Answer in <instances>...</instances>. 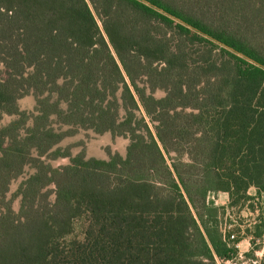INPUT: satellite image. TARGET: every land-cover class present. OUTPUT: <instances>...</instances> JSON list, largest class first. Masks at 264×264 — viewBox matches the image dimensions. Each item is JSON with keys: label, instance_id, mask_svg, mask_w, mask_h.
Here are the masks:
<instances>
[{"label": "trees", "instance_id": "1", "mask_svg": "<svg viewBox=\"0 0 264 264\" xmlns=\"http://www.w3.org/2000/svg\"><path fill=\"white\" fill-rule=\"evenodd\" d=\"M78 131L125 156L52 168ZM215 192L264 206V0H0V264L232 260Z\"/></svg>", "mask_w": 264, "mask_h": 264}, {"label": "rangeland", "instance_id": "2", "mask_svg": "<svg viewBox=\"0 0 264 264\" xmlns=\"http://www.w3.org/2000/svg\"><path fill=\"white\" fill-rule=\"evenodd\" d=\"M164 95L165 93L162 90H157L153 93V97L156 99H160L164 97ZM18 106L20 110L31 111L34 107V98L32 96H25L18 101ZM11 120L12 117L4 116L2 119V125L7 124ZM128 144L129 140L127 138L125 139L124 137L114 138L109 134L95 135L91 132L78 131L75 135L66 137L63 141H61L58 148L62 151L63 154L67 156L73 155L77 152H81L86 155L87 152H90L95 156L104 157L107 159L109 155L113 153H118L120 156L121 154L122 156H125V151ZM48 163L52 168H58L67 165L69 163V160L67 159V157H58L56 159L48 161ZM167 163L170 164V161L168 160ZM33 172V169L27 167L20 177L16 178L9 184L6 199H12L11 207L15 213L18 212L20 207V197L16 195L17 191L21 183L24 182ZM222 193L224 192H215L208 196V201H211L213 197L214 202L217 201V206L218 208H220L219 219L221 222L222 234L224 235L223 230H229L230 233L236 234L237 239L243 238L245 237L244 235H247L246 237L249 238L248 240L250 243L249 247L246 243L241 245L240 247L241 251L248 250L247 253L237 251V253L241 257H236L235 259H232L231 262H227L226 264H262V260L264 259V236L263 239H256L254 246L250 241L252 235L246 230L249 229L247 227L248 225H251L256 221L258 215L262 214V217L264 218V206H254L255 213L251 215L248 214L246 210H242L241 214L240 209L242 208H239V206H235L230 209L228 207L229 201L227 203V207L225 206L224 208H221L219 206H221L226 198ZM252 193L253 189L248 190V194ZM239 213L240 219H238ZM240 220H242L243 223L240 222ZM239 225H241V227H239ZM252 251L254 253L253 259L250 257H246V255H248Z\"/></svg>", "mask_w": 264, "mask_h": 264}, {"label": "crops", "instance_id": "3", "mask_svg": "<svg viewBox=\"0 0 264 264\" xmlns=\"http://www.w3.org/2000/svg\"><path fill=\"white\" fill-rule=\"evenodd\" d=\"M75 135V134H74ZM104 135V134H103ZM110 135V134H109ZM73 136V135H72ZM69 137V136H68ZM66 138V137H65ZM64 138V139H65ZM114 138H119V137H114ZM123 138V137H122ZM63 139V140H64ZM126 139V138H125ZM62 140V141H63ZM61 143V142H60ZM59 143V144H60ZM59 144L56 146V148H58V146H59ZM126 152V151H125ZM79 154H83L84 155V153H81V152H77V153H75V154H73V155H65V156H62V157H67V159L70 161V158H73V157H75V156H77V155H79ZM113 154H116V153H113ZM113 154H111V155H113ZM118 154V153H117ZM121 156H122V154H121ZM124 156V155H123ZM61 157V158H62ZM84 157L86 158V159H89V158H95V159H100V160H107L106 158H104V157H98V156H95V155H93L92 153H90V152H87L86 153V155H84ZM65 166V165H64ZM251 189H253V188H250L249 190H251ZM226 198H225V200H226V202H225V200H224V202L221 204V206H219V207H227V203H228V201H229V198H228V194H226V193H222ZM250 196H254L255 195V189H253V193L252 194H249ZM212 202H213V205L215 206V207H218L217 205V201H215L214 202V200H213V197H212V200H211ZM230 209H232V208H230ZM226 210V209H225ZM242 210H246V212L248 213V214H254L255 213V211L254 212H251V211H249L248 209H247V207L246 206H244V207H242V209H240V213L242 214ZM240 213H239V215H238V219H240ZM240 222H242L243 223V221L242 220H240ZM254 223L255 222H253V224H251V225H248L247 227L249 228V229H251L252 227H253V225H254ZM239 227H241V225H239ZM247 228V229H248ZM249 238L248 237H243V238H241L240 239V241L238 242V251L239 252H242V253H247V251L248 250H242L241 251V249H240V247H241V245H243V244H247V246L249 247L250 246V243H249V240H248Z\"/></svg>", "mask_w": 264, "mask_h": 264}, {"label": "built area", "instance_id": "4", "mask_svg": "<svg viewBox=\"0 0 264 264\" xmlns=\"http://www.w3.org/2000/svg\"><path fill=\"white\" fill-rule=\"evenodd\" d=\"M262 199H263V201H264V195L262 196ZM223 233H224V235H226V237H227V240L231 243V244H233L235 241H236V239H237V236H236V234H232V233H230L229 232V230L227 231V230H223ZM235 247H236V249H237V251H238V243L235 245ZM236 257L238 258H240L241 256L237 253L236 254ZM235 257V258H236ZM234 258V259H235ZM227 262H231V260H228V261H222V260H220L219 262H218V264H226Z\"/></svg>", "mask_w": 264, "mask_h": 264}]
</instances>
